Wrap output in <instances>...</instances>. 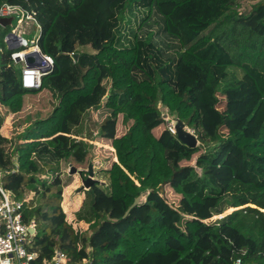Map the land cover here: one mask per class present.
Instances as JSON below:
<instances>
[{
    "label": "trees",
    "instance_id": "trees-1",
    "mask_svg": "<svg viewBox=\"0 0 264 264\" xmlns=\"http://www.w3.org/2000/svg\"><path fill=\"white\" fill-rule=\"evenodd\" d=\"M238 1L0 0L35 15L54 60L41 87H24L0 25V104L17 114L41 93L56 103L17 145L4 144L0 115V185L36 223L35 264L57 248L73 263L264 264V0L249 10ZM90 110L116 159L95 170L76 225L62 205L61 162L87 160L94 145L74 136L96 137Z\"/></svg>",
    "mask_w": 264,
    "mask_h": 264
},
{
    "label": "built area",
    "instance_id": "built-area-1",
    "mask_svg": "<svg viewBox=\"0 0 264 264\" xmlns=\"http://www.w3.org/2000/svg\"><path fill=\"white\" fill-rule=\"evenodd\" d=\"M12 18L9 26L16 24L5 41L10 48L16 49L12 53L15 62L21 65V79L24 87L39 88L42 78L49 73L54 65L51 56L44 54L39 45L41 25L35 15L16 4L5 2L0 7V19ZM37 27L40 32L36 38L29 41L25 34ZM31 53V62L28 63L26 55ZM174 132L175 129L170 127ZM23 200L17 199L12 191L4 189L0 185V264H35L38 254L29 251L28 246L33 241L36 223L30 224L23 220ZM36 232V231H35ZM45 264H90L88 258L82 262L73 263L68 253L62 249H55L51 259ZM234 264H242L240 258Z\"/></svg>",
    "mask_w": 264,
    "mask_h": 264
},
{
    "label": "rangeland",
    "instance_id": "rangeland-1",
    "mask_svg": "<svg viewBox=\"0 0 264 264\" xmlns=\"http://www.w3.org/2000/svg\"><path fill=\"white\" fill-rule=\"evenodd\" d=\"M260 0H239L238 6L241 9L249 10L254 4L259 2ZM16 19L12 26H9L10 29H13L16 24ZM39 31L37 27H34L28 33L25 34V37L31 41L33 38H36L39 35ZM237 76L242 75L241 70H237ZM56 105L53 102L49 94L41 93L36 97H31L27 100L25 107L21 113L13 114L10 113L7 108L3 107L0 104V115L3 123V133L11 139V143H4L7 146L17 145L21 143L18 140L20 133L23 131L26 126H28L38 114L42 113L43 115H49L51 110ZM223 106V105H222ZM166 119L169 120L170 126L174 128L176 119L174 116H166ZM102 120V116L100 115L98 110H90L86 113V125L94 130L95 138H83L81 136H74L75 138L82 139L88 141L94 145L91 152L89 153L87 160L84 163L77 162H61V168L63 171V208L67 214V218L69 221H75V213L81 207V203L84 199V189H81L84 186V181L87 180L90 176L89 174V166L93 164V171L97 170V168H105L110 165L112 160L116 159L114 148L109 140L102 139L98 137L96 129V122L99 123ZM98 125V124H97ZM128 127L122 122L120 119L118 125V133L119 135L125 133ZM190 129V128H189ZM193 131L192 129H190ZM194 132V131H193ZM76 168V172H72L73 168ZM96 174L94 173L93 179ZM236 190H245L247 192H252L250 187L244 186L242 184H235L233 186ZM168 198L170 202L177 203L179 200V196L169 190ZM218 217V216H216Z\"/></svg>",
    "mask_w": 264,
    "mask_h": 264
},
{
    "label": "water",
    "instance_id": "water-1",
    "mask_svg": "<svg viewBox=\"0 0 264 264\" xmlns=\"http://www.w3.org/2000/svg\"><path fill=\"white\" fill-rule=\"evenodd\" d=\"M12 21V18H2L0 19V25L6 27V26H9L10 23ZM9 36L12 35V33H9L8 34ZM31 56L32 54L29 53L26 55V60L28 63L31 62ZM174 129H175V133H177L178 135V138L185 144H187L188 146L194 148L198 145L199 141L197 139V136L196 134L191 131L186 125L185 123L180 120V119H177L176 123H175V126H174ZM72 172H76V168L74 167L73 168V171ZM94 171H93V164L91 163L90 166H89V178L87 180L84 181V186L81 188V189H89L95 182H98V180H95L93 179L94 177ZM142 195L139 196L134 205L137 204L138 202H140L142 200ZM128 213V212H127ZM31 231L33 233H35L36 229L35 228H31Z\"/></svg>",
    "mask_w": 264,
    "mask_h": 264
}]
</instances>
